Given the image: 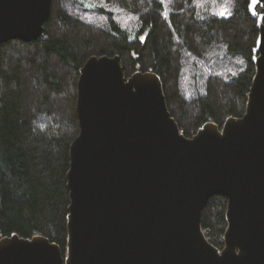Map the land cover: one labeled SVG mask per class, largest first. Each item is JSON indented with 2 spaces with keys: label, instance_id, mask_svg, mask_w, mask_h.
<instances>
[{
  "label": "water",
  "instance_id": "95a60500",
  "mask_svg": "<svg viewBox=\"0 0 264 264\" xmlns=\"http://www.w3.org/2000/svg\"><path fill=\"white\" fill-rule=\"evenodd\" d=\"M53 0H0V48L46 38ZM247 110L186 137L153 71L126 77L120 56L81 70L80 134L70 149L68 248L48 238L0 241V264H264V0ZM228 200L224 249L203 215Z\"/></svg>",
  "mask_w": 264,
  "mask_h": 264
},
{
  "label": "trees",
  "instance_id": "16d2710c",
  "mask_svg": "<svg viewBox=\"0 0 264 264\" xmlns=\"http://www.w3.org/2000/svg\"><path fill=\"white\" fill-rule=\"evenodd\" d=\"M251 0H53L46 38L0 48V241L42 236L66 256L70 149L80 134L81 70L120 56L127 78L153 71L181 132L242 118L256 74L259 37ZM187 69L191 74L187 75ZM228 200L203 215L224 249Z\"/></svg>",
  "mask_w": 264,
  "mask_h": 264
},
{
  "label": "rangeland",
  "instance_id": "374dc122",
  "mask_svg": "<svg viewBox=\"0 0 264 264\" xmlns=\"http://www.w3.org/2000/svg\"><path fill=\"white\" fill-rule=\"evenodd\" d=\"M187 75L189 76L190 74H191V72H190V70L189 69H187Z\"/></svg>",
  "mask_w": 264,
  "mask_h": 264
}]
</instances>
